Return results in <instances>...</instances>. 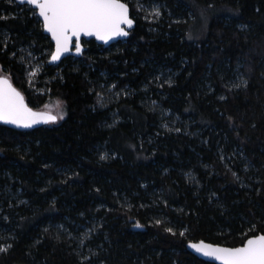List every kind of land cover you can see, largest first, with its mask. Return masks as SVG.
<instances>
[{
	"label": "trees",
	"instance_id": "obj_1",
	"mask_svg": "<svg viewBox=\"0 0 264 264\" xmlns=\"http://www.w3.org/2000/svg\"><path fill=\"white\" fill-rule=\"evenodd\" d=\"M151 1L122 0L126 41L48 66L36 14L0 0L2 75L65 110L0 124V264H211L188 244L264 234V0Z\"/></svg>",
	"mask_w": 264,
	"mask_h": 264
},
{
	"label": "snow or ice",
	"instance_id": "obj_2",
	"mask_svg": "<svg viewBox=\"0 0 264 264\" xmlns=\"http://www.w3.org/2000/svg\"><path fill=\"white\" fill-rule=\"evenodd\" d=\"M8 2L12 3L14 0ZM19 2L26 3L35 14H38L43 21V29L55 42L52 61L58 60L62 53L68 52L73 43L76 53H80L81 35L94 36L97 40L107 43L115 37L128 36L129 33L123 26L128 28L133 26L129 6L122 0H19ZM152 14L157 17L160 15L156 8H153ZM62 118L63 114L54 115L51 111H33L25 103L21 93L12 87L7 77L0 76V122L30 128L36 124L55 123ZM100 158L106 157L101 155ZM233 176H236V173L233 172ZM156 223L159 224L160 221ZM136 227L142 225L137 223ZM165 231L171 233L173 230L166 228ZM180 235L183 236L184 233ZM8 247L11 245L0 246V252H7ZM189 247L217 261L218 264H264V234L250 236L238 247H224L204 241L190 243Z\"/></svg>",
	"mask_w": 264,
	"mask_h": 264
},
{
	"label": "water",
	"instance_id": "obj_3",
	"mask_svg": "<svg viewBox=\"0 0 264 264\" xmlns=\"http://www.w3.org/2000/svg\"><path fill=\"white\" fill-rule=\"evenodd\" d=\"M15 2H16L18 5H21V6H23V5L28 6L26 3H24V4L20 3L19 0H15ZM29 7H30V6H29ZM36 16H37L38 20L40 21V23H41V25H42L43 34H44L46 37H48L49 40H50V42L52 43V45H53V50H52V52H54V51H55V42L52 40L51 35L43 29V21H42V19L38 16V14H36ZM129 16H130L131 19H133L132 16H131L130 8H129ZM123 27L125 28V31H127V32L129 33V35H130V32L133 31L134 28H135V21H134V19H133V26H132L131 28H128L127 26H123ZM129 35L126 36V37H115V38H113V39L108 40L107 43H105V42H103V41H100V40H97L94 36H84V35H81V37H80V42H81V52H80V53H76V51H75V44L73 43L72 45H70V47H69V51H68V52H65V53H62V55L60 56V58H59L58 60H56V61H52V59H51L52 52H51L50 57H49L48 62H47V65H48V66H56V65H58V64H59L64 58H66V57L80 58V57L82 56V53H83L84 50H85V47H84L83 44H82V42H84V41L88 42V41H91V40H92V41H94L97 45H101V46L104 47V48H108L110 45H112V44H114V43H117V42H124V41H126V40L129 38ZM1 76H3V77H7V79H8L9 82L11 83L12 87H14V88L18 91V89L12 84V82L10 81V79L8 78V76H6V75H1ZM21 95H22V94H21ZM22 96H23V95H22ZM24 101H25V99H24ZM25 103H26V101H25ZM26 104H27V103H26ZM27 105H28V104H27ZM28 106H29V105H28ZM31 109H32V108H31ZM32 110H33V111H37V112H43V111L34 110V109H32ZM56 122H57V121H56ZM56 122H55V123H56ZM0 124H1V125H4V126H6V127L12 128V129L21 130V131H26V130H34V129H38V128H40V127L46 126V125H48V124H54V123H48V124L41 123V124H36V125H33V126L30 127V128L17 127V126H15V125L6 124V123H3V122H0ZM198 242H200V241H198ZM198 242H191V243H198ZM205 243H206V242H205ZM189 244H190V243H189ZM189 244H188V246H187V250H188L189 253H191L192 255H194L196 258H198L199 260H201V261H203V262H206V263L218 264L217 261H214V260H212V259H210V258H208V257H205V256H203L202 254L196 252L193 248L189 247ZM224 247H225V246H224Z\"/></svg>",
	"mask_w": 264,
	"mask_h": 264
},
{
	"label": "rangeland",
	"instance_id": "obj_4",
	"mask_svg": "<svg viewBox=\"0 0 264 264\" xmlns=\"http://www.w3.org/2000/svg\"><path fill=\"white\" fill-rule=\"evenodd\" d=\"M136 1H137L139 12L143 13L141 16L143 19L151 21L152 19L158 18L157 16L152 14L153 8H156L159 11V7L156 6V4L153 1H151V0H136ZM143 1H145L146 3H144ZM195 26L198 27V24ZM39 69L40 68L38 65L33 66V69L31 71V73L29 74L30 79H33L34 75L39 71ZM1 75H2V73L0 71V76ZM46 105L48 106L47 108L45 106H43L42 108L39 109V111H51L54 115L63 114V118L58 119L56 122V124H59L65 118V110H64L63 104L59 101H52Z\"/></svg>",
	"mask_w": 264,
	"mask_h": 264
}]
</instances>
